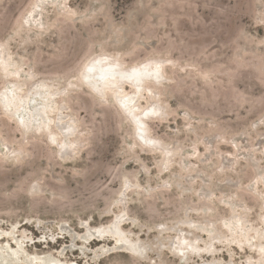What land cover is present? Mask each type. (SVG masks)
I'll use <instances>...</instances> for the list:
<instances>
[{
  "label": "rangeland",
  "instance_id": "rangeland-1",
  "mask_svg": "<svg viewBox=\"0 0 264 264\" xmlns=\"http://www.w3.org/2000/svg\"><path fill=\"white\" fill-rule=\"evenodd\" d=\"M51 1L0 0L9 63L0 94L12 82L17 97L39 83L61 92L48 131L61 142L60 112L76 128V151L60 158L47 134H23L12 108H0V229L29 253L65 249V259L90 264H264V0ZM98 53L125 65L171 61L166 83L148 84L164 114L147 123L172 148L169 162L135 140L111 92L100 99L82 85ZM119 213L121 229L148 246L146 260L96 258L102 243L71 246L59 230L81 233V222ZM177 233L192 245L180 256Z\"/></svg>",
  "mask_w": 264,
  "mask_h": 264
},
{
  "label": "bare ground",
  "instance_id": "bare-ground-1",
  "mask_svg": "<svg viewBox=\"0 0 264 264\" xmlns=\"http://www.w3.org/2000/svg\"><path fill=\"white\" fill-rule=\"evenodd\" d=\"M64 1L67 0H52L51 4L61 8L64 6ZM5 56L6 52L3 51L0 45L1 73L6 72V67L9 64H7ZM118 57V55L112 56L108 53H98L90 57L84 63L79 79L86 89L100 99L104 97L106 92H111L116 107L132 126L135 140L149 150L160 153L167 163L170 160L172 148L163 144L158 138L152 137L147 125L148 121L160 119L164 114V107L157 98L158 93L148 84L157 86L162 82L166 83L163 66L171 65V61L151 58L139 64L125 65ZM48 87L46 84H32L26 94L17 97L14 92H16L18 86L12 82L11 86L5 88L0 94V108L3 112L8 106L12 108L15 113L16 124L23 134L31 131L36 135L39 133L47 134L48 143L55 142L59 157H66L67 160L68 157L72 158L74 147L77 145L73 140H70L76 132V128L72 121L67 120L59 112L55 116L54 125L57 131L62 134L61 142H56L54 134L48 131L50 120L47 112L51 108L55 97L61 94V92L60 94H50ZM126 88H129L130 91H127ZM145 95L148 97V103L146 106H142L140 104L141 99ZM6 150L9 154H14L8 145H6ZM126 220V215L119 213L115 214L108 223L97 226H91L87 221H80V226L83 228L81 233L73 231L66 224H61L59 230L70 237L71 246L75 244V241H80L83 246L89 243H102L93 250L96 258L110 252H122L138 260H146L145 253L148 246L137 239H130L126 232L121 229V224ZM15 228L13 226L14 230ZM178 233L174 241L170 239V243L176 247L177 255L180 256L184 253V249L190 248L192 245L186 241L185 236ZM82 249L83 247H80L81 251ZM64 252L65 249L40 254L29 253L25 249L23 240L12 236L11 232L0 229V264H90L88 261H69L63 257ZM94 262H96V259ZM155 264L165 263L160 261ZM202 264L221 263L211 260Z\"/></svg>",
  "mask_w": 264,
  "mask_h": 264
}]
</instances>
